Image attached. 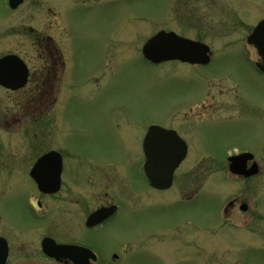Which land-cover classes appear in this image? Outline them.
<instances>
[{
    "label": "rangeland",
    "instance_id": "374dc122",
    "mask_svg": "<svg viewBox=\"0 0 264 264\" xmlns=\"http://www.w3.org/2000/svg\"><path fill=\"white\" fill-rule=\"evenodd\" d=\"M186 1L175 0V6L187 9ZM44 2L45 8L57 14L54 18L53 12H46L52 20L47 32L54 33L70 62V78L60 94L62 123L56 144L81 150L74 177L78 184L88 151L94 149L97 152L92 156L97 158L118 156L115 159L125 164L138 188L144 189L127 161L133 130H138V124L142 129L156 123L181 131L182 121L189 122L191 151L172 187L152 191L150 202L142 199L149 192H141L139 200L135 193L125 192L121 212L90 232L92 239L109 253L119 254L115 264H264L262 236L222 216L223 206L241 183L228 170H198L204 147L213 148L205 155L206 165L224 160L235 146L249 147L259 156L264 153V118L256 113L264 110V77L253 65L258 57L244 53L246 42L227 36L235 29L229 1H222V11L215 10L216 18L207 6L209 0H201L197 10L179 11L171 8L174 0ZM247 2V20L254 23L264 16V0ZM210 25L214 27L206 30ZM162 28L190 39L206 30L203 41L213 51L212 60L205 65L146 61L142 45ZM13 39L12 49L35 55L31 39L25 40L20 33ZM203 98H208L207 105L213 104L210 110L225 117L196 122L185 118L189 103ZM232 99L240 113L224 112L221 104Z\"/></svg>",
    "mask_w": 264,
    "mask_h": 264
},
{
    "label": "flooded vegetation",
    "instance_id": "af4514ba",
    "mask_svg": "<svg viewBox=\"0 0 264 264\" xmlns=\"http://www.w3.org/2000/svg\"><path fill=\"white\" fill-rule=\"evenodd\" d=\"M73 1L83 3L88 0ZM200 1L187 0L184 3L187 9H180L175 6L174 0L171 8L173 11L197 10L200 8ZM222 1L209 0L207 6L211 8L210 11H214V18L218 15L215 10L222 11ZM228 1L235 29L234 33L227 36L232 41L246 42L248 48H243L244 53L249 56L252 53L260 58L258 51L248 42V37L264 16L254 23V20L248 21V0ZM15 2L17 1L0 0V60L15 55L23 61L26 70L24 83L21 85H15L17 83H14L13 75L0 78L9 82L7 85L0 81V250H6L5 264H115L120 258L119 254L109 253L103 244L92 239L90 232L118 216L126 203L125 192L135 193L136 200L142 197L139 196L141 192H149L148 198L142 199L150 202L152 191H165L172 187L159 189L153 186L143 172L146 135L150 126L159 124L150 123L143 125L141 129L137 123L139 128L133 130V143L128 150L131 153L127 158L128 166L135 168L136 179L143 182L147 189L145 186L144 189L138 188L125 164L115 159L118 156L97 158L92 156L97 152L94 149L88 151L89 156L84 162L86 168L82 173L81 184H78L74 177L77 165L80 164L78 152L81 150L56 144L62 123L60 94L70 78L68 57L54 33L47 32L46 29L52 21L46 17V12H53L54 18H57V14L51 7L45 8L44 0ZM13 3L16 4L14 7ZM212 27L214 25L208 26L206 30ZM200 32L194 40L204 42ZM19 33L25 40L31 39L32 45L37 49L35 55L28 56L26 52L10 47L14 36ZM249 48H254V51ZM212 55L213 51L211 60ZM253 63L255 66L256 61ZM12 67L2 69L13 71ZM198 99L189 103L185 118H192L196 122L225 117L217 116V111L210 110L213 104H206L209 102L208 98ZM221 105L224 112H241L236 108L239 105L235 99L224 101ZM194 106L200 107V110ZM245 107L249 111V106ZM192 110L194 114L191 113ZM207 111L212 114L201 115ZM196 112L199 114H195ZM256 113L264 118V110L258 109ZM187 125L189 126V122L182 121L179 125L181 131L177 126L159 125L179 134L186 144V157L192 147ZM152 143L157 146V136L153 137ZM212 149H201L203 161L198 170L230 171L231 165L235 164V167L244 171L230 173L241 184L236 195L223 206V219L229 216L232 224L260 234L264 241V197L261 198L264 189V153L259 156L249 147L235 146L227 158L212 163L215 166L206 165L205 155L212 153ZM242 154L245 156H239ZM235 156H239L238 160L231 161ZM99 188L101 192L97 193ZM192 197L193 194L187 200ZM99 210H107L106 216L100 221H89L90 216ZM56 245H64L65 249H58Z\"/></svg>",
    "mask_w": 264,
    "mask_h": 264
},
{
    "label": "water",
    "instance_id": "95a60500",
    "mask_svg": "<svg viewBox=\"0 0 264 264\" xmlns=\"http://www.w3.org/2000/svg\"><path fill=\"white\" fill-rule=\"evenodd\" d=\"M16 1L15 3H19L21 0ZM15 3H13V6L16 5ZM249 41L256 46L262 56L263 62L257 63V65L264 72V20L256 26L253 33L249 36ZM209 51L210 47L205 43L181 37L175 32L165 30H161L152 36L143 46L145 58L154 63L180 59L191 63L206 64L210 59ZM7 66H13L14 70L7 71L2 69V67ZM8 74L14 76V83H17L15 85L24 83L25 64L15 55H9L0 60V78L6 77ZM0 81L9 85V82H6L5 79ZM156 136L159 143L155 147L152 139ZM167 142L168 145L166 144ZM167 146H172V148H167ZM145 155L144 171L151 184L158 188H169L172 185L176 168L186 156V145L175 131H169L155 125L150 127L146 136ZM240 156H245V154ZM238 158L239 156L232 157L231 161L236 162ZM230 169L234 173H244V171L235 167V164H232ZM103 211L95 213L92 217L98 219L105 217L107 210ZM56 246L58 249H65L64 245ZM49 253L53 255L52 252L49 251ZM5 260L6 250H0V264H5Z\"/></svg>",
    "mask_w": 264,
    "mask_h": 264
}]
</instances>
